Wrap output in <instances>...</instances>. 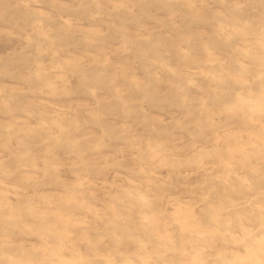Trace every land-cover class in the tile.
Wrapping results in <instances>:
<instances>
[{
  "label": "rangeland",
  "instance_id": "rangeland-1",
  "mask_svg": "<svg viewBox=\"0 0 264 264\" xmlns=\"http://www.w3.org/2000/svg\"><path fill=\"white\" fill-rule=\"evenodd\" d=\"M261 231L264 0H0V264H263Z\"/></svg>",
  "mask_w": 264,
  "mask_h": 264
},
{
  "label": "bare ground",
  "instance_id": "bare-ground-1",
  "mask_svg": "<svg viewBox=\"0 0 264 264\" xmlns=\"http://www.w3.org/2000/svg\"><path fill=\"white\" fill-rule=\"evenodd\" d=\"M230 12H231V11H230ZM234 28H235V27H234ZM237 28H238V27H237ZM32 82H33V81H32ZM32 82H31V83H32ZM226 86H227V85H226ZM233 114H234V113H233ZM195 136H196V135H195ZM195 136H194V137H195ZM192 139H193V138H192ZM234 139H235V138H234ZM229 143H230V141H229ZM181 148H182V147H181ZM202 152H203V151H202ZM212 152H213V151H212ZM213 153H214V152H213ZM210 155H211V154H210ZM192 156H193V155H192ZM201 156H202V155H201ZM206 156H207V155H206ZM190 157H191V156H190ZM171 159H172V158H171ZM167 160H168V159H167ZM172 160H173V159H172ZM174 160H175V159H174ZM181 160H182V159H181ZM198 160H199V159H198ZM115 162H116V161H115ZM115 162H114V163H115ZM165 162H166V161H165ZM168 163H169V162H168ZM164 164H165V163H164ZM166 164H167V163H166ZM158 165H159V164H158ZM158 165H157V166H158ZM171 165H172V164H171ZM189 166H190V165H189ZM48 167H49V166H48ZM165 167H166V166H165ZM159 168H160V166H159ZM159 170H160V169H159ZM115 176H116V175H115ZM261 182H262V181H261ZM129 183H130V182H129ZM262 183H263V182H262ZM257 184H258V182H257ZM257 184H256V185H257ZM260 185H262V184H260ZM19 190H20V189H19ZM218 190H219V189H218ZM170 199H171V198H170ZM165 207H166V206H165ZM216 208H217V207H216ZM218 209H219V207H218ZM220 210H221V209H220ZM236 210H237V209H236ZM236 210H235V211H236ZM245 210H246V209H245ZM245 210H244V211H245ZM229 211H230V210H229ZM237 211H238V210H237ZM227 213H229V212H227ZM232 213H233V212H232ZM238 213H239V212H238ZM233 215H234V214H233ZM235 215H236V214H235ZM240 216H241V215H240ZM240 216H239V217H240ZM243 216H244V215H243ZM230 217H231V216H230ZM234 217H235V216H234ZM79 218H80V217H79ZM235 218H237V217H235ZM245 218H246V217H245ZM206 219H207V218H206ZM206 219H205V221H206ZM222 220H223V219H222ZM238 220H239V218H238L236 221L238 222ZM201 221H202V220H201ZM210 221H211V220H210ZM219 221H220V219H219ZM236 221H235V222H236ZM251 221H252V220H251ZM214 222H215V221H214ZM216 222H218V220H217ZM223 222L226 223V221H223ZM223 222H222V223H223ZM246 222H248V221H246ZM204 223H205V222H204ZM212 223H213V222H212ZM218 223H220V222H218ZM241 223H242V222H241ZM216 224H217V223H216ZM216 224H215V225H216ZM232 224L235 225L234 223H232ZM242 224H243V223H242ZM203 225H204V224H203ZM203 225H202V226H203ZM213 225H214V224H213ZM215 225H214V226H215ZM218 225H219V224H218ZM245 225H246V224H245ZM246 226H247V225H246ZM230 227L232 228V226H230ZM247 227H248V226H247ZM261 227H262V226H261ZM206 228H207V227H206ZM206 228H204V229H206ZM228 228H229V227H228ZM233 228H234V227H233ZM235 228H236V227H235ZM202 229H203V228H202ZM204 229H203V230H204ZM212 229H213V228H212ZM221 229H222V228H221ZM221 229H220V231H221ZM207 230H209V227H208ZM213 230H214V229H213ZM261 230H262V229H261ZM190 231H191V230H190ZM209 231L212 232L211 230H209ZM207 232H208V231H207ZM261 232H263V231H261ZM203 233H204V232H203ZM250 233H251V232H250ZM263 233H264V232H263ZM206 234H207V233H206ZM209 236H210V235H209ZM207 237H208V236H207ZM231 237H232V236H231ZM242 237H245V236H242ZM242 237H241V238H242ZM246 237H247V236H246ZM251 237H253V236H250V239H251ZM254 237H256V236L254 235ZM262 237H263V236H262ZM229 238H230V237H229ZM258 238H259V237H258ZM186 239H187V238H186ZM207 239H208V238H207ZM247 239H248V238H247ZM255 239H256V238H255ZM221 240H222V239H221ZM214 241H215V240H214ZM216 241H217V240H216ZM216 241H215V243H216ZM245 241H246V240H245ZM248 241H250V240H248ZM235 242H237V241H235ZM246 242H247V241H246ZM260 242H261V241H260ZM153 243H154V242H153ZM176 243H177V242H176ZM208 243H209V241H208ZM222 243H223V241H222ZM222 243H221V244H222ZM244 243H245V242H244ZM252 243H253V242H252ZM254 243H255V241H254ZM261 243H262V242H261ZM157 244H158V243H157ZM216 244H217V243H216ZM226 244H227V243H226ZM240 244H241V243H240ZM255 244H256V243H255ZM184 245H186V244L184 243ZM189 245H190V244H189ZM208 245H210V244H208ZM208 245H207V246H208ZM212 245H213V243H212ZM241 245H242V244H241ZM246 245H247V244H246ZM258 245H259V244H258ZM191 246H193V245H191ZM201 246H202V245H201ZM224 246H225V245H224ZM232 246H235V245H231V247H232ZM237 246H238V245H237ZM248 246H250V245L248 244ZM260 246H261V245H260ZM203 247H204V246H203ZM222 247H223V246H222ZM225 247H226V246H225ZM225 247H224V248H225ZM254 247H255V246H254ZM258 247H259V246H258ZM263 247H264V246H263ZM263 247H262V248H263ZM209 248H210V247H209ZM220 248H221V247H220ZM248 248H249V247H248ZM255 248H256V247H255ZM259 248H260V247H259ZM187 249H188V248H187ZM189 249H190V246H189ZM197 249H198V248H197ZM210 249H211V248H210ZM215 249H217V248H215ZM242 249H243V247H242ZM195 250H196V249H195ZM207 250H208V249H207ZM226 250H227V249H226ZM262 250H263V249H262ZM184 251H185V250H184ZM184 251H183V252H184ZM205 251H206V250H205ZM258 251H259V250H258ZM202 252H203V251H202ZM240 252H242V251H240ZM243 252H245V251H243ZM214 253H215V252H214ZM251 253H253V252H251ZM255 253H256V251H255ZM255 253H254L253 256H255ZM151 254H152V253H151ZM217 254H218V253H217ZM230 254H231V253H230ZM152 255H153V254H152ZM192 255H194V254H192ZM201 255H202V254H201ZM204 255H205V254H204ZM204 255H203V256H204ZM206 255H207V254H206ZM231 255H232V254H231ZM154 256H155V254H154ZM207 256H208V255H207ZM213 256H214V255H213ZM218 256H219V255H218ZM253 256H251V257H253ZM259 256H260V255H259ZM189 257H190V256H189ZM195 257H196V256H195ZM195 257H194V258H195ZM214 257H215V256H214ZM230 258H231V257H230ZM257 258H258V257H257ZM206 259H207V257H206ZM239 259H240V258H239ZM260 259H261V258H260ZM263 259H264V258H263ZM204 260H205V259H204ZM215 260H216V259H215ZM219 260H220V259H219ZM248 260H249V259H248ZM252 260H253V259H252ZM178 261H179V260H178ZM197 261H198V260H197ZM244 261H245V260H244ZM185 262H187V259H186ZM189 262H190V261H189ZM189 262H188V263H189ZM229 262H230V261H229ZM176 263L178 264V262H176ZM176 263H175V264H176ZM179 263H181V262H179ZM200 263H202V262H200ZM227 263H228V262H227ZM233 263H234V262H233ZM235 263H236V262H235ZM243 263H244V262H243ZM248 263H250V262H248ZM248 263H247V264H248ZM258 263H259V262H258ZM181 264H182V263H181ZM183 264H184V263H183ZM186 264H187V263H186ZM190 264H191V263H190ZM192 264H193V263H192ZM195 264H196V263H195ZM237 264H239V263H237ZM241 264H242V263H241ZM245 264H246V263H245ZM263 264H264V262H263Z\"/></svg>",
  "mask_w": 264,
  "mask_h": 264
}]
</instances>
